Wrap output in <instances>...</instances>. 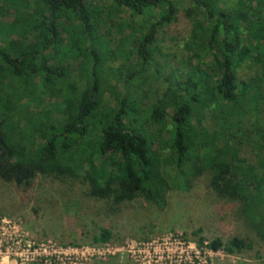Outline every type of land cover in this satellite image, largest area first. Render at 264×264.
Returning <instances> with one entry per match:
<instances>
[{
    "label": "trees",
    "instance_id": "obj_1",
    "mask_svg": "<svg viewBox=\"0 0 264 264\" xmlns=\"http://www.w3.org/2000/svg\"><path fill=\"white\" fill-rule=\"evenodd\" d=\"M190 1L177 58L158 46L174 0H0V182L78 184L113 216L135 201L163 211L202 177L248 234L197 246L264 244V0ZM127 12L110 50L109 18Z\"/></svg>",
    "mask_w": 264,
    "mask_h": 264
},
{
    "label": "rangeland",
    "instance_id": "obj_2",
    "mask_svg": "<svg viewBox=\"0 0 264 264\" xmlns=\"http://www.w3.org/2000/svg\"><path fill=\"white\" fill-rule=\"evenodd\" d=\"M174 2L178 21L161 30L158 46L162 53L180 58L189 31L183 13L191 1ZM108 4L102 1L101 6ZM127 19L129 12L109 18L114 28L110 50H115L122 34L127 35ZM145 19L136 17L134 23L146 29ZM116 23L122 34L116 33ZM100 34L103 42L106 27ZM242 69L241 75L250 74L246 67ZM250 140H244V152L249 150ZM205 183L201 177L187 191L171 189L163 211L135 201L111 216L100 203L86 197L78 184L37 179L23 192L0 182V264H264L261 242L240 255L197 246L199 237L205 242L215 238L227 241L248 234L238 217V205L217 200ZM101 228L108 229L112 239L93 244L91 238Z\"/></svg>",
    "mask_w": 264,
    "mask_h": 264
},
{
    "label": "built area",
    "instance_id": "obj_3",
    "mask_svg": "<svg viewBox=\"0 0 264 264\" xmlns=\"http://www.w3.org/2000/svg\"><path fill=\"white\" fill-rule=\"evenodd\" d=\"M106 244V243H105ZM204 250H206V249H204ZM206 251H208V250H206ZM209 252H211V251H209ZM214 253H216V252H214Z\"/></svg>",
    "mask_w": 264,
    "mask_h": 264
}]
</instances>
